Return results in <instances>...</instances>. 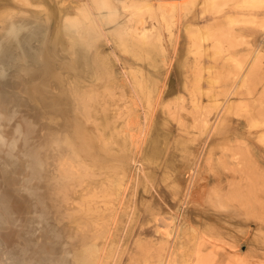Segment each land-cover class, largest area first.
Returning <instances> with one entry per match:
<instances>
[{"label": "rangeland", "instance_id": "374dc122", "mask_svg": "<svg viewBox=\"0 0 264 264\" xmlns=\"http://www.w3.org/2000/svg\"><path fill=\"white\" fill-rule=\"evenodd\" d=\"M86 1L0 0L1 17L37 10L49 25L48 36L61 27L62 50L43 47L53 61L42 64L45 74L48 70L45 80L31 67L19 75L11 69L7 73L12 85L1 99L5 108H12L9 129L14 126L20 138L12 144L15 161L27 162L19 122L29 118L33 125L31 166L25 174L33 191L11 172L2 180L1 198L13 191L19 201L32 202L26 218L16 200L11 204L15 213L0 205V264H20L14 244L27 235L36 248L28 258L47 257L54 243L70 264H78V255L88 252H93L94 264H264V102L256 101L264 98L263 0H232L219 7L204 0H153L165 7L155 12L139 11L140 0H111L112 18L93 13L97 29L92 27L89 42L94 45L95 77H73L69 83L67 66L73 61L66 43L86 35L90 26L84 19L80 32L67 34L64 24L79 16ZM130 25L146 26L147 43L161 39L163 49L140 55L126 50L122 41L132 38ZM200 35L205 39L197 40ZM215 41L224 51L214 59ZM79 53L77 69H84L85 57ZM228 53L240 62L248 57L252 68L259 66H226ZM58 76H64L62 87L52 89ZM24 82L27 90L22 91L18 86ZM34 87L40 95L31 94ZM41 96L50 108L60 99L64 112L52 116L56 121L45 113ZM200 113L213 124L199 122ZM253 165L257 168L250 170ZM218 172L224 184L220 198L215 192ZM34 219H44L45 227L29 232L27 222Z\"/></svg>", "mask_w": 264, "mask_h": 264}, {"label": "bare ground", "instance_id": "6f19581e", "mask_svg": "<svg viewBox=\"0 0 264 264\" xmlns=\"http://www.w3.org/2000/svg\"><path fill=\"white\" fill-rule=\"evenodd\" d=\"M20 2H22V0H19ZM87 1H88V4H87ZM86 3L83 4V6L81 7L82 10H79L81 11L79 13V16H75L71 19H68L66 20V23L64 24V29H65V32L67 34H74V33H78L80 32L79 31V27L81 26V24H83V20H88L89 21V26L90 28L87 29L86 31V35H81V37H78L76 39H69L68 42L69 43H66L68 44L67 46V52L69 54V56H71V59L73 61V65L70 66H67L69 67L68 71L66 72V78L69 80V83H71V78L75 77L76 79H82L84 80V77L87 78V77H95L93 76L95 73H94V70H93V66L95 65V62L93 60V55L94 54H90L91 49L94 47L92 41L89 42V38H91V30H92V27H95L97 29V23L95 22V20L93 19V13L95 10H97L98 14H103L102 16L108 20L110 18L113 17V11L114 9L112 8V2L111 0H87ZM232 0H204V2L206 3H210L212 2V6H217L219 7L218 5L222 4V3H226V2H230ZM252 1H255V2H259L261 0H251ZM25 2V1H24ZM136 2V1H135ZM264 2V0L262 1ZM23 3V2H22ZM27 3V2H25ZM262 4V3H261ZM91 5V6H90ZM137 7H138V10L141 11V10H145L147 12H155L157 9H163L165 10V7L164 5H155L153 3V0H140L139 3L137 4ZM216 7V8H217ZM126 8V7H125ZM29 9V8H28ZM162 10V14L165 15V11ZM28 11V10H26ZM76 11V10H75ZM59 12V11H58ZM104 12V13H103ZM4 13V12H3ZM55 12L53 11V14ZM75 13V12H74ZM60 14V13H59ZM58 14V15H59ZM57 15V16H58ZM72 15V14H71ZM70 15V16H71ZM62 17V15H61ZM144 19V18H143ZM55 20H58L55 19ZM139 21V20H138ZM144 22V21H143ZM146 22V21H145ZM144 22V23H145ZM59 23V22H58ZM139 23V22H138ZM60 25V24H57V26ZM48 23H46L44 20H42V16L40 13H37V10L36 11H30L29 14H25L24 11H18L17 13H14L12 15H8V16H4V17H1L0 16V33H1V36H0V129H2V127H4L3 130H0V205L2 207H4V209H7V211H9V213L13 211L12 209V201L13 200H16L18 203L22 204L19 205L21 210L24 212L25 215H21V216H24V218H26V213L28 212L27 207L31 204L32 202V199H28V197H26V200L27 202H22V201H19V198L17 195H14L13 194V191L12 193H6L5 197L3 195V190L1 191V186H2V180L3 178L5 179V176L7 175L6 173L7 172H11V176H14L13 178L14 179H18L17 181L19 183L22 182L23 186L26 188V189H31V191H33V187L31 186L30 183V180H29V177L26 174L28 168L31 166V163H30V159L28 157V154H29V149H28V146H29V143H31L30 141V138H29V133H31V131L33 130V125H32V121L28 118L26 119L25 121H22L19 122L20 123V126L22 129H23V133L21 135L24 134L23 138L22 136L21 139H22V142H24V153H25V157H26V161H22V159H18L15 161V155L13 154V152L11 151L12 147H13V143L16 142L17 139H20V138H16V133H15V127L13 126L12 128V125L9 129V126L11 124V119H12V116H13V112H12V108L11 109H8V108H5L4 105H3V99H1V95L7 91V90H10V88L8 89L7 87H10V85L12 84H8V76L10 71L11 70H14L17 74L19 75L20 73L24 72L25 70H27V67H31L32 70L34 72L40 74L39 77H43V79L45 80V76L47 75V71H46V74L44 73V67H42V64L43 62H52L49 55L50 53L48 54V52H44L43 53V47H48V46H53L54 49L57 51V49H60V46H58V44L60 43L59 41H61V37H60V29L56 27L57 29V34H54L53 33V30H52V36H48V33L47 34V27H48ZM51 26V25H50ZM52 27V26H51ZM50 29H53V27ZM49 28V27H48ZM147 27L146 26H140V25H130L129 28H128V32L130 33V35L132 36V38H128V39H123V45L125 47L126 50L128 51H131L133 54H137V55H140L143 51L144 52H147V53H150V52H154V51H159V50H162L163 49V44H162V41L161 39L159 40L158 43H154V44H148L147 41H148V37L146 35V29ZM210 28V27H209ZM213 28V27H212ZM49 29V30H50ZM82 29V28H81ZM48 30V31H49ZM55 30V29H54ZM215 30V28H214ZM212 31V30H211ZM56 32V30H55ZM226 32V31H225ZM223 33V31H222ZM219 34H217L218 36ZM226 35V34H225ZM78 36V35H77ZM216 37V36H215ZM88 38V40L86 39ZM230 38V37H229ZM66 39V38H65ZM136 39V40H135ZM201 40L202 39H205L204 36H198L197 40ZM64 40V39H63ZM222 41V38L219 39ZM216 42V41H215ZM225 44V43H224ZM62 45V44H61ZM201 48V47H200ZM223 47H221L219 41H217L215 44H214V59L217 58L220 54L222 55V51H224V48L222 49ZM46 50V49H45ZM59 50V51H60ZM64 50V49H63ZM66 50V49H65ZM213 50V49H212ZM50 51V49H49ZM62 51V50H61ZM256 51V50H255ZM254 51V52H255ZM51 52V51H50ZM65 52V51H64ZM80 52V53H79ZM87 52V53H86ZM213 52V51H212ZM257 52V51H256ZM260 51H258L259 53ZM78 53L81 54L83 53L84 54V57H85V62L83 64V67L84 69H77L78 66L76 65V63H78L76 60L77 59V56H78ZM67 54V55H68ZM231 54V53H230ZM234 54V53H233ZM237 55V54H236ZM80 56V55H79ZM212 56V55H211ZM226 59H225V63L224 65L226 66H229L231 63L233 64V66L235 67H238L240 69H243L244 67H246V70H247V67H249L251 65V60H249V58L247 57L245 59V62H240L239 60H241L240 58H237V57H234V55H229V53L227 55H225ZM244 56V55H243ZM53 57V56H52ZM51 57V58H52ZM55 57V56H54ZM61 57V56H60ZM241 57V55L239 56ZM254 57V56H252ZM257 58L259 56H256ZM255 57V59H256ZM79 58V57H78ZM244 58V57H243ZM54 59V58H53ZM61 59V58H60ZM69 59V60H71ZM239 59V60H238ZM59 60V59H58ZM68 60V61H69ZM232 60V61H231ZM247 60V62H246ZM67 61V62H68ZM80 61V60H79ZM231 61V62H230ZM244 61V60H243ZM255 61V60H254ZM253 61V62H254ZM63 62V60H62ZM60 62V63H62ZM66 62V61H65ZM66 62V64H67ZM234 62V63H233ZM257 62H258V59H257ZM220 63V62H219ZM256 63V62H255ZM64 64V63H63ZM69 64V63H68ZM65 65V64H64ZM77 67H76V66ZM80 65V64H79ZM257 65V64H256ZM51 66V65H50ZM54 66V65H52ZM57 66H59L57 64ZM75 66V67H74ZM214 66V65H213ZM253 65L250 66V68H252ZM259 66V65H258ZM257 66V67H258ZM262 66V65H260ZM56 67V66H55ZM60 67V66H59ZM215 67H217L215 65ZM256 67V66H255ZM254 67V68H255ZM257 67L255 69H257ZM31 68L29 70H31ZM53 68V67H52ZM209 68V67H208ZM207 68V69H208ZM211 68V67H210ZM224 68V67H223ZM254 68H252L253 70H255ZM49 69V67H48ZM51 69V68H50ZM57 69V68H56ZM55 69V70H56ZM59 69V68H58ZM220 69V68H219ZM52 70V69H51ZM217 70V69H216ZM225 70V68H224ZM235 71V69H232ZM245 70V69H244ZM222 71V70H220ZM57 72V71H56ZM58 72H60L58 70ZM57 72V73H58ZM216 72V71H214ZM219 72V71H218ZM27 73V71H26ZM32 74V72H30ZM28 73V74H30ZM65 73V72H64ZM12 74V73H10ZM98 74V73H97ZM221 74V73H220ZM244 74V73H243ZM52 75V74H51ZM60 75V73H59ZM12 76V75H11ZM21 76V75H20ZM215 76H218L217 73ZM59 77V76H58ZM244 77H247V75ZM11 78V77H10ZM38 78V77H37ZM51 78V77H50ZM53 78V76H52ZM64 78V76H63ZM63 78H58L56 80V82H52L51 83V87L52 89H61L59 87H62L61 86V82L63 81ZM213 77L211 76V79L210 80H213L212 79ZM216 78V77H214ZM24 79V77H23ZM33 79V77H32ZM42 79V78H41ZM42 79V80H43ZM96 79V78H95ZM206 79V78H205ZM246 79V78H245ZM22 80V79H21ZM28 80V79H26ZM98 80V78H97ZM209 80V79H208ZM215 80V79H214ZM213 80V81H214ZM10 81V80H9ZM38 81V80H37ZM48 81H54V79H51V80H48ZM244 81V80H243ZM43 83V82H42ZM41 83V84H42ZM8 84V86H7ZM24 84V85H23ZM22 84V86H18L20 89H22V91L24 89H26V85H25V82ZM47 84V82H46ZM48 85H49V82H48ZM47 85V88L49 90V87ZM240 85V84H239ZM45 86V85H44ZM233 86V85H232ZM235 87V86H234ZM237 87V86H236ZM235 87V88H236ZM222 88V87H221ZM235 88L233 89L235 91ZM16 89V88H15ZM63 89V88H62ZM232 88L230 87V90ZM237 89V88H236ZM27 90V89H26ZM19 91V90H18ZM32 91V95L33 96H37V95H40V92L38 93V87H34L33 90H30ZM41 91V90H40ZM59 91V90H58ZM144 93H146V96L148 97L149 94L147 92V90H144ZM233 91V92H234ZM45 92V91H43ZM54 92V91H53ZM229 92H232L229 91ZM50 93V92H49ZM152 93V91H151ZM25 94V93H24ZM23 94V95H24ZM30 94V95H31ZM43 94V93H42ZM45 94H47V91L45 92ZM53 94V93H51ZM50 94V96H51ZM62 94V93H60ZM58 94V95H60ZM54 95H56V93H54ZM49 96V95H48ZM53 96V95H52ZM230 96V95H229ZM40 97V96H39ZM30 99H32L31 97H29ZM37 98V97H36ZM51 98V97H50ZM57 98V96H56ZM61 98V97H60ZM63 98V97H62ZM228 98V97H227ZM29 99V100H30ZM52 99V98H51ZM54 99H55V96H54ZM59 99V98H58ZM58 99H56V101H53L55 102V107H52L50 108V104H48L46 98L44 96H41L40 98V101L43 102V104H45L46 106H44V111H46L45 113L47 114L48 111L52 114L51 115V119L47 116V115H44V118L47 116L48 118L47 119H50L53 121H56V119L52 118L53 115H56V114H59V113H62L64 112V109L60 106V103H57V101H59ZM64 99V98H63ZM258 99V100H257ZM256 99V101H258V103L261 105L263 104L264 102V98H263V95H260L258 96ZM65 100V99H64ZM76 100V99H75ZM33 101V99H32ZM39 101V100H38ZM228 101V100H226ZM36 102V101H35ZM65 102V101H64ZM34 103V101H33ZM68 103V102H67ZM31 104V103H30ZM36 104H38L36 102ZM53 104V103H52ZM66 104V103H65ZM224 104V103H223ZM16 105V104H15ZM14 105V106H15ZM237 105V104H236ZM18 106V105H17ZM64 106V105H63ZM197 106V105H196ZM204 106V105H203ZM229 106V102L227 103V105L224 107L228 108ZM239 106V105H238ZM13 107V105H12ZM32 107V106H31ZM66 109L68 108L67 106H65ZM231 107V106H230ZM246 107V106H245ZM15 109L16 106L14 107ZM207 109V108H206ZM257 109V108H256ZM256 109H255V112H256ZM220 110V109H219ZM252 111V110H250ZM80 112V111H79ZM204 112V111H203ZM24 113V112H23ZM49 113V114H50ZM132 113V112H131ZM234 113V112H233ZM81 114V113H79ZM204 113H200V118H199V122H202L204 123L205 125L209 124L211 121H208L206 119L207 117V114L205 113V115H203ZM239 114V113H238ZM250 115V114H249ZM54 117V116H53ZM32 118V117H31ZM56 118V117H55ZM83 118V117H82ZM46 119V118H45ZM60 119V118H59ZM59 121V120H58ZM57 121V122H58ZM86 121V120H85ZM90 121V120H89ZM88 121V122H89ZM216 121V120H215ZM13 122V121H12ZM51 122V123H52ZM60 122V121H59ZM56 123V122H54ZM213 124V123H212ZM210 123V125H212ZM49 125V124H48ZM209 125V127H210ZM208 127V126H207ZM49 128V127H48ZM47 128V129H48ZM95 128V127H94ZM20 129V128H19ZM142 129V128H141ZM21 130V129H20ZM2 131V132H1ZM49 131V130H48ZM60 132V131H59ZM18 134V133H17ZM49 136L51 133H48ZM54 135V134H53ZM18 136V137H19ZM60 136V133L59 135ZM132 136V135H131ZM248 136V135H247ZM51 137V136H50ZM98 137V136H97ZM208 137V136H207ZM248 138V137H247ZM43 139V137L41 138ZM98 139V138H97ZM33 140V139H32ZM249 140V139H248ZM18 141V140H17ZM48 141V140H47ZM51 141V139H50ZM102 141V139H101ZM42 143V142H40ZM18 145V144H16ZM42 145V144H41ZM205 145V144H204ZM44 146V145H43ZM22 147V146H21ZM15 148V147H14ZM78 149V148H77ZM76 149V150H77ZM13 150V149H12ZM17 150V149H16ZM22 150V149H20ZM82 150V149H81ZM84 150V149H83ZM203 150V149H202ZM78 151V150H77ZM196 151V150H195ZM248 151V149H247ZM16 152V151H15ZM18 152V151H17ZM23 152V151H22ZM87 152V151H86ZM84 151V154L86 153ZM77 153H80V152H77ZM23 154V153H22ZM80 154L83 155V153L81 152ZM200 154V152H199ZM86 155V154H85ZM80 156V155H79ZM85 157V156H84ZM192 157V156H191ZM200 157V156H199ZM66 158V156L64 157V159ZM63 159V161H64ZM70 160V159H69ZM88 160V159H87ZM199 160V159H198ZM194 162V161H193ZM247 162V161H246ZM249 162V161H248ZM251 163V162H250ZM74 164V163H73ZM103 165V164H102ZM79 166V165H78ZM77 166V167H78ZM255 165H253V167H249V169L251 168H255L254 167ZM17 168V170L15 169ZM257 168V167H256ZM250 169V170H251ZM15 170L17 171V173L15 172ZM103 170V169H102ZM236 171V170H235ZM22 174V175H21ZM205 174V173H204ZM8 176V175H7ZM21 177L23 178L21 180ZM204 177V176H203ZM234 177V176H233ZM9 179V177H7ZM224 178V177H223ZM214 179L218 182L217 186H216V189H215V192L216 194L219 195V198L222 197V190L224 189V184H223V179H222V174L220 172H218L217 174H215L214 176ZM13 180V179H11ZM213 180V179H212ZM5 181L7 180H4V183ZM10 182V181H9ZM254 182V181H253ZM252 182V183H253ZM231 183V182H230ZM8 184V183H7ZM15 184H16V181H15ZM127 184V183H126ZM232 184V183H231ZM5 185V184H4ZM11 185V184H10ZM13 185V184H12ZM123 185V184H122ZM233 185V184H232ZM235 185V184H234ZM18 186V185H17ZM16 186V187H17ZM117 186V185H116ZM212 186V185H210ZM238 186V185H237ZM15 187V188H16ZM19 187V186H18ZM120 187V186H119ZM118 187V188H119ZM232 187V186H231ZM235 187V186H234ZM257 187V186H256ZM24 188V189H25ZM88 188V187H87ZM108 188V187H107ZM117 188V189H118ZM200 188V186H199ZM238 188V187H237ZM17 189H21V188H17ZM115 189V191L117 190ZM124 189V188H123ZM205 189V188H204ZM236 189V188H235ZM8 190V189H7ZM94 190V189H93ZM121 190V188H120ZM118 190V191H120ZM201 190V189H200ZM210 190V189H209ZM232 190V189H230ZM117 191V192H118ZM8 192V191H7ZM11 192V191H9ZM117 192L115 193V195L117 194ZM123 192V190H122ZM224 192V191H223ZM230 192L227 193L228 196L231 195V193L229 194ZM21 194V193H20ZM24 194V193H23ZM30 194V193H29ZM234 194V193H233ZM26 195V194H25ZM206 195V194H205ZM82 196V195H81ZM86 196V194H85ZM85 196H83V198H85ZM104 196V195H103ZM110 196V195H109ZM112 196V195H111ZM121 196V195H120ZM119 196V197H120ZM231 197H236V196H232ZM123 198V197H122ZM227 198V197H226ZM229 198V197H228ZM227 198V199H228ZM215 199V198H214ZM239 199V198H238ZM237 199V201H238ZM86 200V199H85ZM201 200V199H200ZM229 200V199H228ZM257 200V199H256ZM91 201V200H90ZM232 201V200H230ZM100 202V201H99ZM110 202V201H109ZM217 202V201H216ZM239 202V201H238ZM218 203V202H217ZM250 203V202H249ZM245 204V203H244ZM251 204V203H250ZM104 205V204H103ZM0 206V207H1ZM15 206V205H13ZM247 206V204H246ZM18 208V206H17ZM16 208V209H17ZM20 208H18L20 210ZM85 208V207H84ZM86 208H88L87 210H90V211H94V208H90L89 206ZM230 208V207H229ZM15 209V207H14ZM83 210V209H82ZM21 211V213H22ZM27 211V212H26ZM206 211V210H205ZM15 213V211H13ZM85 212V211H84ZM248 212V211H247ZM13 213V214H14ZM18 213V212H17ZM20 213V212H19ZM31 213V212H30ZM100 213V212H99ZM86 214V213H85ZM89 214V213H88ZM93 214V213H92ZM181 214V213H180ZM210 214V213H209ZM15 215V214H14ZM81 215V214H80ZM79 215V216H80ZM219 215V214H218ZM11 216V215H10ZM30 216V215H29ZM92 216V215H91ZM16 217V215H15ZM211 217V216H210ZM3 215H2V212H1V208H0V221L3 220ZM74 218V217H73ZM183 217L181 216V219ZM12 219V218H11ZM88 219V218H87ZM171 219V218H170ZM17 221H19L17 218H16ZM32 220V219H31ZM220 220V219H219ZM45 220L44 219H34L33 221H29L27 222L28 226H27V229L29 230V232L32 230H34L35 227H38V226H44L45 227V224L44 223ZM8 224V223H7ZM26 224V225H27ZM205 226V225H204ZM211 225H209L208 227H210ZM217 226V225H216ZM212 227V226H211ZM195 228V227H194ZM213 228V227H212ZM21 229V228H20ZM24 229V228H23ZM214 229V228H213ZM17 230V229H16ZM25 230V229H24ZM21 231V230H20ZM198 231V229H197ZM217 231V230H216ZM14 232V230H13ZM23 232V231H22ZM200 232V231H199ZM210 232V231H209ZM4 233V232H3ZM16 233V232H15ZM202 233V232H201ZM20 234V233H19ZM203 234V233H202ZM211 234V233H210ZM214 234V233H213ZM3 235V234H2ZM21 235V234H20ZM23 236V234H22ZM36 239V238H35ZM34 239V240H35ZM197 239H203L202 236H199L197 237ZM52 241V240H51ZM62 241V240H61ZM18 242V241H17ZM42 242V241H40ZM33 238L29 235L26 236V239H21V242L20 243H15L14 245V249H13V253L17 259V261H19L20 264H70L69 260L63 255V254H60L57 249H56V245L54 243H52V245L49 247V253L47 257H44L43 255L41 256V254L38 256H35V254H33L34 256L32 257H29L28 258V254L30 253V251L32 250V252L34 253V251L36 250V248H34V245H33ZM46 245V244H45ZM49 246V245H48ZM43 249V248H42ZM62 249V248H61ZM66 249V248H64ZM38 251V250H37ZM88 251H91L90 249H88ZM72 252V251H71ZM63 253V252H62ZM45 254V253H44ZM79 254V253H77ZM169 254V253H168ZM92 255H93V252H88V253H84L83 254H79L78 255V264H94L95 263V256L92 258ZM68 256V255H67ZM71 258V257H70ZM197 258V257H196ZM54 259H56V262H54ZM160 264H164L163 262L160 263Z\"/></svg>", "mask_w": 264, "mask_h": 264}, {"label": "crops", "instance_id": "0c3cea01", "mask_svg": "<svg viewBox=\"0 0 264 264\" xmlns=\"http://www.w3.org/2000/svg\"><path fill=\"white\" fill-rule=\"evenodd\" d=\"M202 3H203V2H202ZM204 8H206V7L202 5V9H203V10H204ZM239 15H243V14L240 13ZM251 15L255 16L256 14L254 13V14H251ZM206 17H207V16H206ZM261 47H264V45L262 44ZM262 52L264 53V50H263Z\"/></svg>", "mask_w": 264, "mask_h": 264}]
</instances>
